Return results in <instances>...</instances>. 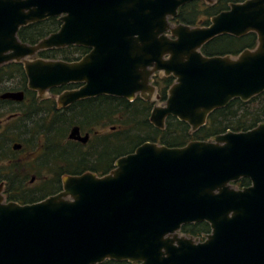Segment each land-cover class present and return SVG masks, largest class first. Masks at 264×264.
Masks as SVG:
<instances>
[{"label": "water", "instance_id": "water-1", "mask_svg": "<svg viewBox=\"0 0 264 264\" xmlns=\"http://www.w3.org/2000/svg\"><path fill=\"white\" fill-rule=\"evenodd\" d=\"M192 1L0 0V67L21 63L39 99L79 84L56 97L58 109L103 95L159 100L152 76H172L149 122L162 130L173 117L195 132L213 111L264 92V0L230 3L204 27L175 25ZM52 17L57 32L35 45L20 41L21 28ZM248 33L257 44L237 56L201 52L218 36ZM68 46L90 51L75 62L36 57ZM0 99L22 102L24 92ZM68 138L84 144L88 135L74 127ZM242 178L250 185L234 187ZM61 184L57 194L19 204L5 202L0 183V264H264V122L181 148L145 142L108 174L64 175ZM202 222L210 227L202 241L180 232Z\"/></svg>", "mask_w": 264, "mask_h": 264}, {"label": "trees", "instance_id": "trees-1", "mask_svg": "<svg viewBox=\"0 0 264 264\" xmlns=\"http://www.w3.org/2000/svg\"><path fill=\"white\" fill-rule=\"evenodd\" d=\"M243 1L216 0L212 5H206L203 1H193L179 8L174 23L204 27L209 25L211 17L227 10L230 3ZM60 26L59 18L52 17L21 28L18 38L21 42L35 45L41 39L57 32ZM256 44L255 33H248L242 37L221 35L206 43L201 48V52L205 56H237L245 49L255 48ZM85 52L82 47L71 46L41 51L37 55L42 59L70 62L77 60ZM7 83H14V86L2 88L1 93L23 91L25 97L19 103L0 100V117L4 111L14 117L6 120L9 126L5 131L0 132V183L4 184L3 194L6 201L20 204L36 203L57 194L61 191V178L64 175H80L88 171L98 176L106 175L114 168L118 158L134 152L145 142L157 143L168 148H181L191 141L208 140L228 131L245 132L264 122V92L247 102L232 100L224 108L210 113L205 126L191 132L187 123L173 117L166 119L162 130L152 126L149 115L155 104L140 97L128 101L103 95L71 105L65 110L66 116H49L48 112H56L54 99H39L35 92L27 89V78L21 63L11 62L0 67V87ZM173 83L172 76L155 78L154 85L159 102L166 101L168 89ZM69 86L73 87V85ZM64 88L67 87L49 91L54 96ZM20 114L24 115L25 122L20 118ZM18 121L22 123H17ZM108 125L116 128L113 131L110 129L111 131L107 133L94 134L85 147L66 138L68 129L72 126L93 133ZM32 129H35V135L44 136V144L40 150L42 149V154H46L44 161L49 164L46 174H34L40 179V188L35 191L29 190L25 184L28 166H23L15 159L16 155L27 147L28 141L19 136L10 137L12 134H24L26 130L31 132ZM13 142L22 144L20 152L11 149L10 143ZM249 185L250 181L247 178L233 183L238 189ZM180 232L201 241L210 233V227L205 222L194 223L182 226ZM101 264L137 263L105 261Z\"/></svg>", "mask_w": 264, "mask_h": 264}, {"label": "rangeland", "instance_id": "rangeland-1", "mask_svg": "<svg viewBox=\"0 0 264 264\" xmlns=\"http://www.w3.org/2000/svg\"><path fill=\"white\" fill-rule=\"evenodd\" d=\"M37 57V56H36ZM35 58V57H34ZM14 83H7L4 84L0 87V94H1V89L2 88H8V87H13ZM3 93V92H2ZM52 97L54 99H56L57 96H52L49 92H47L44 96V98H49ZM151 102H153L155 105H160L162 106L163 103L159 102L158 100H156L155 95L152 97ZM4 111V110H3ZM7 116H9V112L4 111L1 115V119L3 121L6 120ZM20 118H23L24 120V115L20 114ZM7 121H5L2 125H0V132L5 131L9 124L6 123ZM17 123H22L21 121H18ZM114 129L116 128L113 125H108L105 128H100L99 132L101 133H107L110 132L111 128ZM35 129H32L31 132L26 130V133L24 134H18V135H10L11 138L19 136L21 139H27L28 141V145L27 147H25L22 151V153L17 154L16 158L18 159V161L20 163H22L23 166H28V168L26 169V173L28 174L27 177V181H26V186L29 190L31 191H35L38 188H40V179H37V182L34 183H30V177L34 176V174L36 173H41L42 175L47 173V167L49 166L48 162L45 163L44 160H46V154H42V149L40 150V148L42 147V145L44 144V136L43 135H35ZM67 136V135H66ZM12 145V143H10V146Z\"/></svg>", "mask_w": 264, "mask_h": 264}, {"label": "flooded vegetation", "instance_id": "flooded-vegetation-1", "mask_svg": "<svg viewBox=\"0 0 264 264\" xmlns=\"http://www.w3.org/2000/svg\"><path fill=\"white\" fill-rule=\"evenodd\" d=\"M195 1H203V0H195ZM193 2V1H192ZM204 2V1H203ZM215 2H216V0H215ZM214 2V3H215ZM214 3H212V4H214ZM187 4H189V3H187ZM204 4H206V5H212V4H207V3H205L204 2ZM186 5V4H185ZM184 6V5H183ZM179 10V9H178ZM224 11H226V10H224ZM219 14V13H218ZM217 15V14H216ZM215 16V15H214ZM212 18V17H211ZM175 20V19H174ZM174 20H172V22L174 23ZM175 25H176V23H174ZM68 47H71V46H68ZM76 47H82V46H76ZM65 48H67V47H65ZM83 49H85L86 50V52L81 56V57H79L77 60H74V61H70V62H75V61H78V60H80L83 56H85L89 51H90V49L89 48H86V47H82ZM57 49H59V48H57ZM38 57V56H37ZM58 60H60V59H58ZM64 61V60H63ZM67 62H69V61H67ZM156 77H158V78H163V77H165V76H162V75H160V73H155L153 76H152V85H154V81H155V78ZM69 85H73V87L72 86H69ZM69 85H67V86H63V87H67V88H64L60 93H62L63 91H66V90H71V89H76V88H78L80 85L79 84H69ZM154 87H155V85H154ZM58 88H60V87H58ZM62 88V87H61ZM156 88V87H155ZM5 92H7V91H5ZM4 93V92H3ZM3 93H1V94H3ZM49 93H50V91H49ZM59 93V94H60ZM51 94V93H50ZM156 94H157V89H156ZM52 95V94H51ZM53 96V95H52ZM54 96H57V95H54ZM24 97H25V94H24ZM98 97H100V96H98ZM138 97V96H137ZM136 97V98H137ZM49 98H52V97H49ZM94 98H97V97H94ZM94 98H88V99H94ZM135 98V99H136ZM54 99V98H53ZM88 99H85V100H88ZM124 99V98H123ZM142 99V98H141ZM1 100V99H0ZM85 100H81V101H85ZM144 100V99H143ZM2 101H10V100H2ZM54 101H55V107H56V112H48V115L49 116H56V115H60V116H66L67 115V113L65 112V110H67L70 106H68V107H66V108H64V109H58V107H57V104H56V99H54ZM146 101V100H145ZM11 102H13V103H19V102H14V101H11ZM80 102V101H79ZM147 102H151V101H147ZM76 103H78V102H76ZM75 104V103H74ZM73 105V104H72ZM44 115V114H43ZM12 118H14V117H11V116H7V118H6V120H10V119H12ZM5 120V121H6ZM5 121H3V120H0V125H2ZM48 122V121H47ZM74 127H77L78 129H79V131H80V135H88V139H87V141H86V143H81V142H78V141H76V140H72V139H69L68 138V135H69V133H70V131L74 128ZM111 130L113 131L114 130V128H111ZM97 133H99V134H102L101 132H99V130H95L93 133H90V132H84V131H82L81 129H80V127H78V126H72L71 128H69L68 129V133H67V136H66V138H67V140H69V141H71V142H74V143H78V144H80V145H82V146H86L87 144H88V142L91 140V138H92V136L94 135V134H97ZM14 144H20L21 145V148L19 149V150H14L13 149V145ZM11 149L13 150V151H15V152H20L21 151V149H22V144L21 143H19V142H13L12 143V145H11ZM20 153H22V152H20ZM20 153H18V154H20ZM17 156V155H16ZM15 159L18 161V159L15 157ZM31 179H33V181L31 182ZM31 184L32 183H34V182H37V180H36V177L35 176H32V177H30V181H29ZM4 185V184H3ZM3 188H4V186H3ZM5 202H8V201H6V198H5ZM17 203V202H16ZM20 204V203H19ZM203 239H204V237H203Z\"/></svg>", "mask_w": 264, "mask_h": 264}]
</instances>
